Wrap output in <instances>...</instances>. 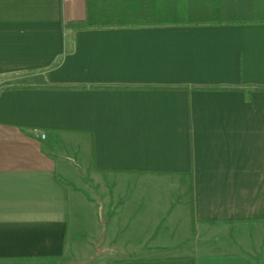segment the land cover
<instances>
[{"label": "crops", "instance_id": "obj_1", "mask_svg": "<svg viewBox=\"0 0 264 264\" xmlns=\"http://www.w3.org/2000/svg\"><path fill=\"white\" fill-rule=\"evenodd\" d=\"M85 17L0 0V264L264 261V23Z\"/></svg>", "mask_w": 264, "mask_h": 264}, {"label": "trees", "instance_id": "obj_2", "mask_svg": "<svg viewBox=\"0 0 264 264\" xmlns=\"http://www.w3.org/2000/svg\"><path fill=\"white\" fill-rule=\"evenodd\" d=\"M264 23V0H86V17L66 29ZM258 264L264 261L257 257Z\"/></svg>", "mask_w": 264, "mask_h": 264}, {"label": "rangeland", "instance_id": "obj_3", "mask_svg": "<svg viewBox=\"0 0 264 264\" xmlns=\"http://www.w3.org/2000/svg\"><path fill=\"white\" fill-rule=\"evenodd\" d=\"M17 83V84H21V83H25V79L21 78V77H11V78H0V87L1 86H5L9 83ZM142 184H145L143 182H137L136 184L134 183V181H128V182H123L122 183V186L125 187L126 189L132 187V186H135V185H142ZM146 184L147 186H152V185H158V186H162L163 187V183H155V182H148L146 181ZM91 187H92V194L93 196L95 197V200L102 203V209L101 211H103V214L106 215L108 212H111L112 211V207L111 205L107 204V198H105V195L103 194L101 188L99 186H96L94 183H91L90 184ZM164 185H166L164 183ZM138 187V186H137ZM95 192V194L93 193ZM165 195V192L164 193H156L154 194V197H155V200H162L163 199V196ZM133 196H135V194H133ZM186 197V195H185ZM105 200V201H104ZM131 201H134V200H131ZM105 202V203H104ZM135 202V201H134ZM192 226V225H191ZM189 226V234L192 235L193 233V227ZM110 255V256H109ZM113 252H108V251H103V252H100L98 253V255L96 256H92L88 262V264H99L100 262L101 263H104L107 261V259H110L111 257H113ZM258 255V254H256ZM255 256V255H254ZM255 258L257 259V256H255Z\"/></svg>", "mask_w": 264, "mask_h": 264}, {"label": "built area", "instance_id": "obj_4", "mask_svg": "<svg viewBox=\"0 0 264 264\" xmlns=\"http://www.w3.org/2000/svg\"><path fill=\"white\" fill-rule=\"evenodd\" d=\"M41 137L44 139L46 138V134L45 133H41Z\"/></svg>", "mask_w": 264, "mask_h": 264}]
</instances>
